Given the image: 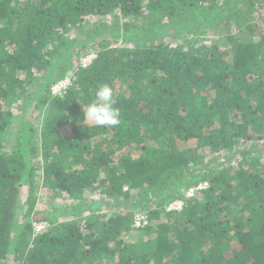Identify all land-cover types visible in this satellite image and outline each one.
<instances>
[{
	"label": "trees",
	"instance_id": "1",
	"mask_svg": "<svg viewBox=\"0 0 264 264\" xmlns=\"http://www.w3.org/2000/svg\"><path fill=\"white\" fill-rule=\"evenodd\" d=\"M241 1L0 0V264H264V0H243L244 8ZM112 14L148 22L151 33H140L133 48L104 44L87 69L73 66L66 36ZM208 15L210 25L226 18L228 30L206 44L196 36ZM175 26L195 36L156 42L159 30ZM70 72L71 87L53 96L52 86ZM38 81L51 111L42 151L21 143L9 153L14 104ZM102 83L121 112L115 127L85 123L84 106ZM235 146L245 148L230 154L231 166L214 173L204 162L207 152ZM28 155H41L35 167ZM39 169L53 194L84 203L100 190L115 214L78 219L86 210L76 207L61 214L73 219L35 237L33 222L19 227L16 219L23 188ZM202 182L210 186L202 199L187 201L181 213L162 210ZM137 190L156 206L141 229L133 228L138 205L128 206ZM89 204L92 213L100 209ZM51 213L36 221L57 218Z\"/></svg>",
	"mask_w": 264,
	"mask_h": 264
},
{
	"label": "rangeland",
	"instance_id": "2",
	"mask_svg": "<svg viewBox=\"0 0 264 264\" xmlns=\"http://www.w3.org/2000/svg\"><path fill=\"white\" fill-rule=\"evenodd\" d=\"M238 6H242L244 8L246 6V1L242 0ZM246 10L249 14L254 13V15H257L259 12L255 10L253 11L244 9V11ZM238 12L242 11L239 10ZM224 15L225 13L222 14V16ZM211 17V15H208L204 17L203 20H201L199 24L201 26V29L198 36H196L200 41L205 42L206 44H208L209 42L221 40L224 36L227 35L228 30L226 29V18L222 21L221 24L210 25L209 21ZM195 19L196 18L194 17L190 21V23H194ZM125 23L130 24V30L127 33L126 38L123 37V33L121 32ZM135 26L140 27L139 32H137ZM150 28L151 26L148 22H135L132 18L125 20L119 14L103 15L96 18H90L88 24L84 29H82V31H73L66 36L71 42V50L74 54L72 57V65H75V67L78 66L81 58L88 55H95L97 57L98 49L103 48L104 44H109L110 46L115 48H133L136 46L137 40L142 38V35L140 33H151ZM190 28L191 27L187 28L186 36L182 35L184 32L181 33V30L179 31V27L177 26L172 29L159 30L156 35H151L156 36V42L158 43L164 42L171 45H176L177 43L183 44L186 40L192 39L193 36H195L194 34L189 32ZM231 30L233 33H236L237 27L234 25ZM147 39L153 40L155 38L149 37ZM66 76L72 77V72H70ZM41 84H43L42 81H38L34 86L28 89V92L24 95L23 100L21 99L14 104L13 112L15 114V120L13 121L10 131L4 138L5 151L11 153L14 150V147L16 145L21 146V143L25 146L26 149L28 148V146H36L38 150L42 151V143L44 142L43 138L45 135L43 131L45 123L51 115V111L48 110V105H43L44 98L41 97L38 93V88ZM243 148H245V146H235L233 150L224 151L222 154L218 155H209L207 152V157L204 159V162L211 163L212 168L217 167L213 170L214 173H217V171L219 172L227 166H231L232 164H234V159H228L230 158V154H236L239 151L243 150ZM136 153L138 154L139 152ZM39 157L28 155L26 156V160L29 161L33 165V167H35L41 159H39ZM220 166H222L223 169L218 170ZM32 183L33 184L31 185H27L28 187L23 188V197L19 201L20 210L16 219V224L19 227L25 225L28 222H39L36 221V218H46V215L44 214H52L51 212H53L54 214L56 212L58 214L57 218L51 217L50 219H45L46 221H44L48 222L51 227V223L53 222H64L68 219H73L72 216L65 217L61 214L62 212H66V210L72 211L76 207L86 210L83 214L77 216L78 219H88L94 214L98 216H112L115 214V204H112L113 201H110V203L109 200L106 201V199L103 198V194L100 193V190L92 193H87L86 198H88V200L84 203H78L69 198H65V196L63 195H55L52 191H49V189L44 186L43 173L40 169L36 172ZM188 190L189 189H182L181 192L182 194L187 193ZM131 195L132 200L128 202V206L133 209V206L135 207L138 205V208L135 209L134 212L143 211L149 214L153 209H156V206L154 204L150 203L147 207V205L140 200L138 190L132 192ZM197 199H202L200 197V194L193 198L192 201ZM89 202H100V209H96V213H92L90 211ZM109 204L111 205L110 208L112 209H108ZM166 207L167 205L162 207V210L164 212L166 211ZM137 231L135 230V232L132 233L134 240L139 239L140 232ZM16 241V239L13 240L12 249L15 248V245L17 244ZM12 260L13 259H11L9 264H15V262H13Z\"/></svg>",
	"mask_w": 264,
	"mask_h": 264
},
{
	"label": "built area",
	"instance_id": "3",
	"mask_svg": "<svg viewBox=\"0 0 264 264\" xmlns=\"http://www.w3.org/2000/svg\"><path fill=\"white\" fill-rule=\"evenodd\" d=\"M96 59L95 55H88L86 57L81 58L79 62V66L81 69H87L90 67L94 60ZM72 79L70 77H66L57 83H55L51 92L53 96H63L65 92L71 87ZM208 182L199 183L193 187H191L187 193H185L184 198L177 199L170 204L167 205V212H182L186 206V202L192 200L197 195H199L202 191L209 189ZM150 224L149 216L146 212H136L133 217V228L141 229ZM50 228L48 222H34L33 223V233L34 236H40L45 233Z\"/></svg>",
	"mask_w": 264,
	"mask_h": 264
},
{
	"label": "clouds",
	"instance_id": "4",
	"mask_svg": "<svg viewBox=\"0 0 264 264\" xmlns=\"http://www.w3.org/2000/svg\"><path fill=\"white\" fill-rule=\"evenodd\" d=\"M116 104L117 100L111 85L108 83L100 84L97 87L95 98L87 104L86 111L84 106L85 123L87 122L86 124L89 126L94 124L98 127H115L119 125L121 112Z\"/></svg>",
	"mask_w": 264,
	"mask_h": 264
}]
</instances>
